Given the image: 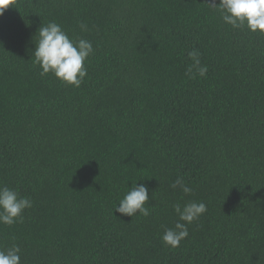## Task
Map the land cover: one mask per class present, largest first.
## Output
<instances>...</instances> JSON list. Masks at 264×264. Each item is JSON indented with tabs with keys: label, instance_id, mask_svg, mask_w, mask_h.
<instances>
[{
	"label": "trees",
	"instance_id": "16d2710c",
	"mask_svg": "<svg viewBox=\"0 0 264 264\" xmlns=\"http://www.w3.org/2000/svg\"><path fill=\"white\" fill-rule=\"evenodd\" d=\"M49 22L93 44L79 88L40 75L32 53ZM193 48L204 78L185 75ZM132 182L149 189L148 217L115 212ZM0 185L33 201L0 224V249L18 244L21 264H264V34L233 29L207 0H12ZM189 201L206 213L165 246L173 205Z\"/></svg>",
	"mask_w": 264,
	"mask_h": 264
},
{
	"label": "clouds",
	"instance_id": "9594fccd",
	"mask_svg": "<svg viewBox=\"0 0 264 264\" xmlns=\"http://www.w3.org/2000/svg\"><path fill=\"white\" fill-rule=\"evenodd\" d=\"M12 3V0H0V16ZM210 9L218 12L222 21L233 29H244L264 34V0H207ZM82 31H87V25L80 23ZM38 39L32 53L34 61L41 68L40 75H53L62 83L79 88L88 75L85 62L94 54L91 41L84 38H70L56 22L41 24L38 28ZM201 52L193 48L187 53L189 60L185 75L189 79L206 77L208 66L202 64ZM173 190L179 189L184 195H190L193 189L183 177L170 185ZM150 200L149 189L144 184L132 182L131 187L119 201L115 212L123 216L134 217L139 213L148 217L151 214L146 203ZM33 207V201L6 185H0V224L12 226L22 222L23 214ZM178 217L174 227L165 228L161 236L165 246L177 248L189 236V225L198 221L207 211L203 202L189 201L183 205H173ZM21 247L13 243L0 249V264H21Z\"/></svg>",
	"mask_w": 264,
	"mask_h": 264
}]
</instances>
